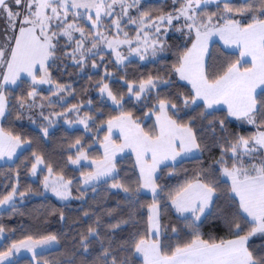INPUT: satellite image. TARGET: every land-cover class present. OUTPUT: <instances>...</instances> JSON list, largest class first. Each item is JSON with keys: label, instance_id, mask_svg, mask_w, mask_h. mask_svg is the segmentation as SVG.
<instances>
[{"label": "snow or ice", "instance_id": "1", "mask_svg": "<svg viewBox=\"0 0 264 264\" xmlns=\"http://www.w3.org/2000/svg\"><path fill=\"white\" fill-rule=\"evenodd\" d=\"M210 5L215 10L210 11ZM0 20V121L11 122L13 115L18 121L27 112L31 123H37L34 117L42 122L45 139L54 118L78 123L89 132L106 129L102 140L93 138L100 155L91 156L93 145L78 137L68 145L63 167L32 150L22 163L31 176L43 174L41 188L21 191L17 165L15 182L0 194V209L15 214L17 198L47 193L62 202L83 200L88 189L95 193L100 185L124 194L123 203L114 208L101 212L98 207L96 219L71 237V247L64 248L59 259H42L43 252L61 245L67 234L49 232L5 246L0 264H11L21 249L32 254L35 264H264V242H253L264 241V0H171V9L159 15L142 0H0ZM129 25L135 26L134 36L125 30ZM169 31L184 38L174 51L162 38ZM213 37L235 52L223 60L213 57ZM124 47L140 60L167 51H173L175 60L166 65L164 75L133 80L122 75L125 90H114L107 82L115 75L107 67L113 61L105 62L103 53L110 50L114 64L123 65L128 58ZM64 60L81 72L89 61L92 69L104 68L93 86L119 109L117 115L104 120L82 111L83 103L67 106L74 89L54 79L51 71ZM177 80L185 82L186 91L171 90L179 87ZM25 85L30 89L26 95L14 94L13 88L23 91ZM43 85L49 86L47 96L39 90ZM126 97L147 108L144 117L155 118L151 127L145 128L141 118L125 108ZM57 105L64 110L55 111ZM45 107L52 111L46 114ZM234 122L240 131L230 130ZM114 131L119 132V143ZM32 143L0 125V161H13L19 149ZM214 149L218 155L203 163L202 154ZM125 151L135 157V179L120 175L117 156ZM193 159L200 163L190 177L174 187L161 183L165 169L168 177L176 176V165ZM69 165L80 169L78 181L66 177ZM85 165L88 170H83ZM74 189L79 195H73ZM171 210L182 227L165 222ZM40 211L45 218L58 215L66 220L63 208L45 204ZM209 218L223 236L205 237L201 228ZM128 227L134 231L119 235ZM6 231L12 230L0 223V238Z\"/></svg>", "mask_w": 264, "mask_h": 264}, {"label": "trees", "instance_id": "2", "mask_svg": "<svg viewBox=\"0 0 264 264\" xmlns=\"http://www.w3.org/2000/svg\"><path fill=\"white\" fill-rule=\"evenodd\" d=\"M234 3L240 4L243 3V0H233ZM145 7L151 8L153 15H159L160 11H169L171 9V0H149L145 2ZM209 10H215L214 5L209 6ZM183 39L180 33L175 31H170L167 42L169 45L173 46V51L175 45L182 44ZM173 51H168L166 56H163L156 60L151 61H142L140 59H130L123 65L114 64V56L110 52L104 51L105 62L111 60L113 63H108L107 67L110 71L114 72V76L107 82L110 83V86L114 90H125L123 86V81L120 80V76H126L128 79H139L141 77H146L148 74L155 75L157 73L164 75L167 71L166 65H170L174 60L175 56ZM211 52L213 57H219L220 60H223L227 54H231L235 51L227 50L219 43H214L211 47ZM238 55V53H237ZM235 58L234 56L232 57ZM97 62L100 63L97 58ZM59 67L53 68L52 75L54 79L58 80L61 83L71 84L74 89V96H68L67 106L75 103H83L85 105L82 111H90L93 114L100 115L102 119L107 120L110 116L117 115L119 109L109 102L106 97H101L98 89L93 85L95 80H98L104 74V68L100 67L99 69L91 68V61L88 62V67H85L84 71L81 72L78 67L74 66L70 60H64L63 63L60 61L57 62ZM67 65L65 68L64 65ZM91 76L93 79L89 81L88 77ZM175 79V78H174ZM178 88L171 89L172 91L185 90V82L176 81ZM190 87V86H187ZM14 94L19 96L21 94L26 95L28 89L27 85L24 86L23 91L19 88L12 89ZM161 90H167V86L161 85ZM42 95H49V92L45 89L40 90ZM53 99H56L55 97ZM91 99L93 101L92 105H88L87 101ZM125 108L132 110L137 117H140L143 126L145 128L151 127L154 123V119L144 117V112L147 111V108L141 107V104L136 102L134 99L129 101V98L126 97ZM38 98V103H39ZM46 103V102H45ZM57 111H63L64 109L59 105L56 106ZM37 112L39 109L36 110ZM46 112V107L44 109ZM102 114V115H101ZM29 113L25 112L24 118L21 120H15L13 115L11 122L4 120V127L12 128L16 132H20L29 139L33 141L32 145L25 148L18 157L9 164L0 166V194H3L10 190L6 188L5 185L14 183V172L19 165L20 171V189L24 191L27 187L31 186L34 190L41 188L40 181L43 179V174L36 177V179L31 176L27 169L24 167L22 161L25 158H30L31 151L36 150L42 152L46 158L53 162L58 167H63L68 153V145L75 141L76 138L82 137L86 145L92 144L90 149V155L95 157L102 153L100 147L96 146V143H93L94 137H99L102 140L103 136L106 134V129L97 133L95 130L89 132L85 131L84 128H75L71 129L65 125L64 121H60L59 125L56 126L50 133L47 139L43 138V134L40 130L39 125L42 123L38 117L37 123H31L27 116ZM230 130L240 131L237 127V123L234 122L230 125ZM218 155V150L214 149L210 154L205 152L202 154V161L205 164L211 163V159ZM134 157H125L118 161V166L121 169L120 175L124 176L125 173L128 176L135 179V176L132 172V166L134 163ZM200 161L198 160H184L182 164L178 163L176 165L178 175L173 177L167 176V171L165 169V175L161 180V183H166L169 186H176L179 183H182L186 177H190L192 173L198 168ZM30 167V165H29ZM11 170V171H10ZM83 170H88V167L85 166ZM65 175L69 178H75L79 180L80 178V169H77L73 166H67L65 169ZM46 174V173H45ZM106 185H100L97 188V191L93 193L90 189L87 190L86 196L83 200L74 199L68 203H61L52 196H36L29 195L28 197L20 200H17L18 212L13 214L6 212L5 210L0 212V223L4 224L7 229L12 231H6L5 238L3 243L0 245V250L5 246L10 245L15 240H20L25 238L27 235L38 236L41 234H47L49 232L57 234H67V239L62 236L61 245L58 248L51 251L43 253L42 259L45 260H57L62 255L64 248L71 247V237L75 235L78 231H86L87 227L92 224L96 219V216L93 213L97 212L99 207L100 211L104 208H114L118 202L123 203V193L117 195L114 190L107 191ZM42 190V189H41ZM73 195H79L74 189ZM145 199H150V195L145 194ZM54 205L57 208H63L66 216L65 221H61L58 215L47 216L46 218L42 215L40 209L42 205ZM67 205V206H65ZM84 211H88L90 215L88 217L84 216ZM103 220L106 222L109 220V217L104 216ZM171 221L178 226H183L182 220L178 219V214L174 210L169 212V215L165 218V222ZM216 225L212 222V219L209 218L204 222L201 231L204 233L205 237L209 234H215L218 236H223L224 232L215 230ZM134 231V229L128 227L125 232L120 233L119 235H127L128 232ZM183 236V233L181 234ZM254 245L261 244L262 241L260 238L253 239ZM12 264H35V261L31 257H22L17 259Z\"/></svg>", "mask_w": 264, "mask_h": 264}, {"label": "rangeland", "instance_id": "3", "mask_svg": "<svg viewBox=\"0 0 264 264\" xmlns=\"http://www.w3.org/2000/svg\"><path fill=\"white\" fill-rule=\"evenodd\" d=\"M147 1H149V0H142V4L144 5L145 2H147ZM153 1H154V0H153ZM134 14H135V13H134ZM3 24H4V21H3V20H0V27H2ZM134 28H135L134 25H129L125 30L129 32V35H130V36H134V35H135ZM169 33H170V31L167 33L166 36H164V37H162V38H163V39H167ZM214 43H219V44H221L224 48H226V47L223 45V42L220 41L218 37H213V38H212L211 45H210V49H211V47L213 46ZM226 49H227V50L235 51V49H233V48H226ZM104 51L110 52V50H108V49H105ZM121 51H122V52L128 57V58L125 60L124 64H125L128 60H130V59H139V57L136 56V55H134V54L129 55L126 47L122 48ZM167 52H168V51H167ZM167 52L162 53V54H159V55H158L157 57H155V58L149 56L147 59L142 60V61H151V60L159 59V58H161V57H163V56H166V55L168 54ZM86 67H88V65H87ZM43 89H45L46 91H48L49 86H48V85L40 86V89H39V90H43ZM53 98H54V97H53ZM106 99H107V98H106ZM107 100H108V99H107ZM67 101H68V98H67ZM108 101L111 102L110 100H108ZM111 103H112V102H111ZM54 110L57 111V108H55ZM50 111H52V109H49V108L46 107V112H45V113L47 114V113L50 112ZM57 112H60V111H57ZM151 118H152V117H151ZM54 119L56 120V122H55V123L49 128V133H50V132H51L56 126L59 125V122H60L61 120L64 121V123H65L64 118H60V119H56V118H54ZM69 119H72V117L70 116ZM153 119L155 120L154 117H153ZM0 125H4V121H0ZM65 125H67V126H68L69 128H71V129H75V128H77V127H78V128H79V127H80V128H84L83 125H80V124H78V123H72V124L65 123ZM113 138L116 139L118 143L120 142V140H119V132H118V131H114V136H113ZM28 146H29V145H25L24 148L19 149L18 152H17V157H18V155H19V154H20L25 148H27ZM96 146L99 147V144L96 143ZM93 147H94V146H93ZM101 151H102V149H101ZM129 156H130V157H131V156L134 157V155H133L132 153H130V152H128V151H125L124 153H121V154H119V155L117 156V160L119 161V160H121L122 158L129 157ZM17 157H14V158H13V161H14ZM134 159H135V157H134ZM13 161H6V160H5V161H0V166L5 165V164L12 163ZM85 166L88 167L87 165H85ZM73 167H74V166H73ZM162 167H163V166H162ZM33 178L36 179V177H33ZM46 195H47V196H52L51 193H47ZM52 197H54V196H52ZM54 198H55V197H54ZM55 199H56V198H55ZM17 200H18V198H17ZM56 200H57V199H56ZM58 201H59V200H58ZM71 201H73V200H71ZM71 201H69V202H71ZM60 202H61V203H68V202H62V201H60ZM2 211H4V209H0V212H2ZM4 238H5V234H3V238H0V245L3 243ZM253 239H254V238H253ZM58 247H59V245L56 246V247L53 248V249H56V248H58ZM53 249H52V250H53ZM37 251L39 252V251H41V250L38 249ZM47 251H48V250H44V252H47ZM44 252H43V253H44ZM22 257H31V258H32V254H31L30 252H28L27 250H25V249H21V251H20L19 253L15 254L13 257H11V264L14 263L17 259H20V258H22Z\"/></svg>", "mask_w": 264, "mask_h": 264}]
</instances>
